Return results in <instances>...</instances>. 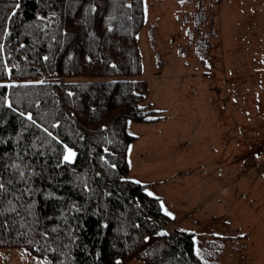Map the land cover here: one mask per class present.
I'll return each mask as SVG.
<instances>
[{"label":"trees","instance_id":"16d2710c","mask_svg":"<svg viewBox=\"0 0 264 264\" xmlns=\"http://www.w3.org/2000/svg\"><path fill=\"white\" fill-rule=\"evenodd\" d=\"M144 0H0V248L43 264H204L128 175L145 101ZM72 153L71 157H67Z\"/></svg>","mask_w":264,"mask_h":264},{"label":"rangeland","instance_id":"374dc122","mask_svg":"<svg viewBox=\"0 0 264 264\" xmlns=\"http://www.w3.org/2000/svg\"><path fill=\"white\" fill-rule=\"evenodd\" d=\"M144 9L139 76L163 117L128 122V175L160 197L164 230L195 231L204 264H264V0ZM2 263L43 264L16 247L0 248Z\"/></svg>","mask_w":264,"mask_h":264},{"label":"crops","instance_id":"0c3cea01","mask_svg":"<svg viewBox=\"0 0 264 264\" xmlns=\"http://www.w3.org/2000/svg\"><path fill=\"white\" fill-rule=\"evenodd\" d=\"M125 259V258H124ZM124 259H122V260H124ZM116 264H118L117 262H116Z\"/></svg>","mask_w":264,"mask_h":264},{"label":"bare ground","instance_id":"6f19581e","mask_svg":"<svg viewBox=\"0 0 264 264\" xmlns=\"http://www.w3.org/2000/svg\"><path fill=\"white\" fill-rule=\"evenodd\" d=\"M2 264H5V263H2Z\"/></svg>","mask_w":264,"mask_h":264}]
</instances>
